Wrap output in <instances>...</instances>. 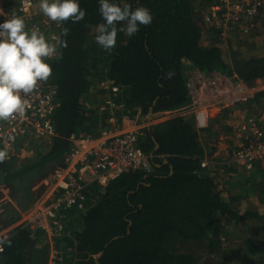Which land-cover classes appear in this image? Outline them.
I'll return each mask as SVG.
<instances>
[{
	"label": "trees",
	"instance_id": "1",
	"mask_svg": "<svg viewBox=\"0 0 264 264\" xmlns=\"http://www.w3.org/2000/svg\"><path fill=\"white\" fill-rule=\"evenodd\" d=\"M113 2L129 3L133 9L148 8L152 23L140 26L131 38L118 33L116 47L108 53L94 39L95 26L102 22L98 0H79L87 12L84 20L64 25L70 28L65 37L68 47L58 50L62 58L46 61L53 71L45 83L55 86L60 103L52 118L56 135L47 145L32 141L31 157L8 161L5 156L0 161V188L10 189L13 202L5 206L3 226L13 225L19 209L26 210L34 203L33 188L61 165L72 147L73 135H99L108 127L109 112L87 108L104 102L107 91L98 89L102 82L121 88L117 101L124 104L123 113L134 116L140 110L148 116L152 107L158 113L188 103L186 60L204 71L237 74L249 83L264 79V54L245 56L236 51L227 60L219 47L220 34L213 29L209 32L211 43L203 45L208 32L204 33L196 9L215 0ZM234 35L237 43L252 37L240 32ZM263 96L264 92L258 100ZM211 136V129L200 134L192 121L182 117L146 128L139 146L153 156L152 171H128L107 187H92L86 193L87 209L71 211L64 219L70 236L63 241L76 258L63 264H201L196 253L180 246L206 243L210 252L216 250L214 254L219 256L226 222L264 221V212L258 208L241 211L242 198L228 201L214 177L203 169L201 162L210 149ZM0 151L5 152L1 144ZM256 173L261 183L252 180V185L264 194V174ZM261 200L264 202L263 197ZM42 236L32 238L29 229L16 227L7 239L11 246L5 243L0 253V264H31Z\"/></svg>",
	"mask_w": 264,
	"mask_h": 264
},
{
	"label": "built area",
	"instance_id": "2",
	"mask_svg": "<svg viewBox=\"0 0 264 264\" xmlns=\"http://www.w3.org/2000/svg\"><path fill=\"white\" fill-rule=\"evenodd\" d=\"M38 3L39 0H0V23L15 13L25 20L29 29L39 28L46 37L58 35L59 28L39 12ZM196 13L204 33L209 34L213 29L226 40L234 32L251 34L264 17V0H215L210 6L196 9ZM184 64L188 103L155 113L151 119L140 110L134 116L123 113L124 104L117 101L121 88L110 81L102 82L98 89L107 91L104 102L87 108L98 107L100 113L109 112L108 127L99 135L80 133L70 138L72 147L61 165L54 167L33 188L34 203L26 210L19 209L13 225H2L5 207H0V239H8L16 227L29 229L32 238L37 234L46 235L54 241L46 264H63L56 242L70 236L64 222L67 213L87 209L86 193L92 187L105 188L128 171L151 172L153 156L139 146V138L146 128L170 118L192 121L200 134L211 129L212 123L231 119L227 128L233 136L228 141L232 149L222 153L226 157L220 160L221 151L214 147L216 144L210 145L201 162L203 169L212 177L227 168L243 171L248 176L257 171L264 174V96L258 100L264 92V79L249 83L237 74L204 71L188 60ZM25 99L28 103L22 116L0 121V144L8 161L33 156L29 148L32 141L47 145L56 135L52 118L60 103L55 86L41 82ZM125 123L128 128H124ZM0 192L6 197L0 200V205L13 203L9 188L2 187Z\"/></svg>",
	"mask_w": 264,
	"mask_h": 264
},
{
	"label": "clouds",
	"instance_id": "3",
	"mask_svg": "<svg viewBox=\"0 0 264 264\" xmlns=\"http://www.w3.org/2000/svg\"><path fill=\"white\" fill-rule=\"evenodd\" d=\"M37 7L60 29L58 35L46 37L39 28L29 29L25 20L15 13L0 23V121L24 114L28 103L25 97L52 76V67L46 61L62 58L58 48L68 47L65 37L70 28L64 25L69 21L79 23L87 14L79 0H39ZM98 12L102 22L95 26L94 39L108 53L115 49L118 33L131 38L139 32L140 26H148L153 20L148 8L133 9L129 3L119 4L113 0H98ZM5 156L6 153L0 151V161ZM5 243L11 246L6 238L0 239V252Z\"/></svg>",
	"mask_w": 264,
	"mask_h": 264
},
{
	"label": "rangeland",
	"instance_id": "4",
	"mask_svg": "<svg viewBox=\"0 0 264 264\" xmlns=\"http://www.w3.org/2000/svg\"><path fill=\"white\" fill-rule=\"evenodd\" d=\"M195 6H198V3ZM261 19V21H258V26L256 25L251 31L252 37H248V41H245L247 37H243L242 39L240 38L241 40L237 43V40L235 39L236 35H234L235 32L231 33L226 40L220 38L221 41H219V47L223 50L224 56L227 60H230L231 55L236 51L241 52L245 56L253 53L259 55L264 54V17ZM212 38V35L205 34L203 37V45H209ZM230 39H232V41L234 39L235 42H230ZM243 42L245 45L241 44ZM230 121L231 119H227V121L218 124L215 122L211 125L212 136L210 137L209 142L212 147L216 144L214 147H217V150L221 151V154L218 155L220 160H223L226 157V155H223L222 153H227L232 149L231 144L228 142L231 140L230 137H233L227 128V122ZM222 137H224V140H222ZM236 170L237 169L231 168V172ZM237 172V175L228 172L220 176V180H218L220 181L219 184L222 183L223 185H227V187L224 186V191L230 198L239 197V200L242 198V202L239 203V205L241 204L240 208L242 212L255 207L263 213L264 202L261 198H264V194L252 185V180L256 183H261V178L258 177L259 174L255 173L248 176L245 173H242L243 171L241 172L237 170ZM40 183L35 186L38 187ZM40 191L41 188L38 192ZM5 198V193L0 192V200H5ZM6 203L4 202L0 205L1 209L6 206ZM260 208H262L263 212ZM221 242L222 250L219 253L220 257L214 254L216 250H214V253L212 254L206 243L188 242L182 244L180 247L184 251L196 253L201 259V264H264L263 220L251 218L243 223L241 221L238 223L235 221L226 222L225 232L222 234ZM51 243H54V241H51L46 235L42 236V240L37 243L34 249L36 254L31 264H46L49 261L51 255V249L49 247ZM56 245L59 247L60 257L63 263H69L72 260H75L76 254L72 250L67 249L63 240L56 242Z\"/></svg>",
	"mask_w": 264,
	"mask_h": 264
},
{
	"label": "crops",
	"instance_id": "5",
	"mask_svg": "<svg viewBox=\"0 0 264 264\" xmlns=\"http://www.w3.org/2000/svg\"><path fill=\"white\" fill-rule=\"evenodd\" d=\"M128 123H125V125H124V128H128ZM120 127H123V126H121L120 125ZM210 149H208V151H209ZM230 173V174H232V173H234L235 175H237L238 174V172H237V170L236 171H233V172H231V169H223L221 172L220 171H218L217 172V175L216 176H214L215 178V182H216V184H217V186H218V188H219V190L222 192V194H223V196L229 201L230 200V197L228 196V194H226V192L224 191V186L225 187H227V185H223L222 183L221 184H219L220 183V181H218V180H220V176H222V175H224L225 173ZM241 202H242V200H241ZM240 206H241V204H240ZM248 209V208H247ZM261 209V211H262V208H260ZM5 210V209H4ZM263 212V211H262Z\"/></svg>",
	"mask_w": 264,
	"mask_h": 264
},
{
	"label": "water",
	"instance_id": "6",
	"mask_svg": "<svg viewBox=\"0 0 264 264\" xmlns=\"http://www.w3.org/2000/svg\"><path fill=\"white\" fill-rule=\"evenodd\" d=\"M154 114H155V113H154V108L152 107V108L150 109V112H149L148 118L151 119V118L154 116ZM157 147H159V144H157ZM165 162H168V161L165 160ZM102 254H103V252L99 254V258H100V256H102Z\"/></svg>",
	"mask_w": 264,
	"mask_h": 264
}]
</instances>
